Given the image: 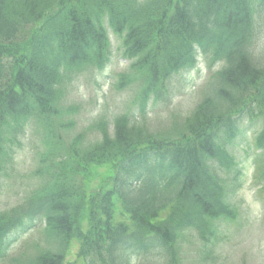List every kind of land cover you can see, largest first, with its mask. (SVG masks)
Listing matches in <instances>:
<instances>
[{"label": "trees", "instance_id": "16d2710c", "mask_svg": "<svg viewBox=\"0 0 264 264\" xmlns=\"http://www.w3.org/2000/svg\"><path fill=\"white\" fill-rule=\"evenodd\" d=\"M260 13L264 0H0V177L30 124L48 143L36 154L42 185L0 210V260L12 234L41 221L47 247L28 264H182L184 236L207 249L218 223L234 216L220 174L237 166L230 148L244 116L261 126L254 146L264 196V63L253 51ZM108 29L143 84L140 117L151 94L163 100L175 74L195 66L198 51L219 65L174 136L152 135L121 114L113 135L100 120L96 142L84 146L78 135L59 143L51 117L64 80L105 69ZM98 167L112 174L108 189L89 186ZM75 245L76 260L66 263Z\"/></svg>", "mask_w": 264, "mask_h": 264}, {"label": "rangeland", "instance_id": "374dc122", "mask_svg": "<svg viewBox=\"0 0 264 264\" xmlns=\"http://www.w3.org/2000/svg\"><path fill=\"white\" fill-rule=\"evenodd\" d=\"M254 22L257 40L253 51L264 63L263 13L257 14ZM108 36L111 56L105 70L97 72L85 68L83 72L73 74L71 81L64 80V93L58 105L60 112L51 117L59 143L67 146L78 135L82 136L84 146L96 142L101 137V132L94 125L100 120L105 122L109 135H113L114 119L121 114L130 117L131 125L141 126L143 123L152 135L162 138L174 136L195 109L206 91L210 76L217 72L219 65L209 68V63L199 58L193 71L175 74L171 84L163 90V100L156 101L155 96L150 95L143 119V116H139L143 84L136 81L138 75L129 72L130 63L122 57L121 42L109 29ZM122 74L127 75V79L120 87ZM238 110L240 111L239 108L234 110V113ZM133 115L137 122H134ZM259 129L258 119L254 118L252 122L248 118L242 119L240 136L230 148L237 166L232 168V172L223 171L220 174L230 189L227 202L231 205L234 216L218 223L219 229L207 249L192 234L184 236L185 240L180 246L182 264H264V200L260 195V182L255 177V160L259 158V152L253 146ZM24 133L18 138L19 144L15 143L13 146V160L8 166L10 168L4 172L5 176L0 177L1 211L21 203L25 195L42 185V179L34 175L38 169L36 154L47 151L48 143L36 124H30ZM57 156H60L58 159L64 158L63 153ZM94 170L90 188L98 191L99 184L103 183L108 189L112 180L111 172L103 167ZM236 170L241 173L238 181L235 179ZM44 226V223H35L33 228L22 234H12V248L0 260V264H28L37 251L45 250L47 244ZM77 250L75 245L66 258V263L76 260ZM206 250H212L211 257H205Z\"/></svg>", "mask_w": 264, "mask_h": 264}]
</instances>
